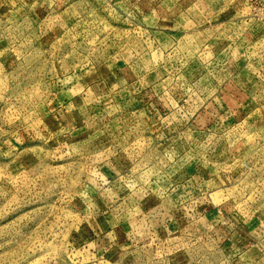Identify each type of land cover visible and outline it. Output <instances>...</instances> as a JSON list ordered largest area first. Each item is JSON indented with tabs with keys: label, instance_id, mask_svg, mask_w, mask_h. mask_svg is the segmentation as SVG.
Masks as SVG:
<instances>
[{
	"label": "rangeland",
	"instance_id": "374dc122",
	"mask_svg": "<svg viewBox=\"0 0 264 264\" xmlns=\"http://www.w3.org/2000/svg\"><path fill=\"white\" fill-rule=\"evenodd\" d=\"M0 264H264V0H0Z\"/></svg>",
	"mask_w": 264,
	"mask_h": 264
},
{
	"label": "crops",
	"instance_id": "0c3cea01",
	"mask_svg": "<svg viewBox=\"0 0 264 264\" xmlns=\"http://www.w3.org/2000/svg\"><path fill=\"white\" fill-rule=\"evenodd\" d=\"M149 237L148 238H150L151 240H156V239H161V238H164V236H165V231H160V232H158L156 229H154V230H151V232H149ZM161 235V237H159ZM170 241V239H167V238H165L164 239V241ZM248 238H246V239H241V240H239V241H236L235 240V242L234 241H231V245H233V243H237V244H240V245H242V244H246V243H248Z\"/></svg>",
	"mask_w": 264,
	"mask_h": 264
}]
</instances>
